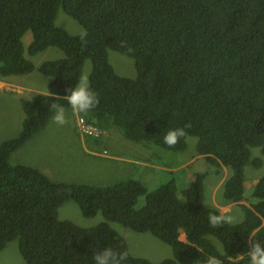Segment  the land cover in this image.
Returning <instances> with one entry per match:
<instances>
[{"label":"trees","instance_id":"16d2710c","mask_svg":"<svg viewBox=\"0 0 264 264\" xmlns=\"http://www.w3.org/2000/svg\"><path fill=\"white\" fill-rule=\"evenodd\" d=\"M60 8L84 27L86 42L57 24ZM28 32L33 39L26 48ZM49 47L63 56L39 65L26 56ZM109 51L132 57L137 75L118 74ZM88 60L100 102L83 113L87 121L103 130L112 123L133 141L176 152L196 136L198 154L218 170H232L223 204L246 200L248 162L264 166V0H0V77L39 71L52 78L50 93L21 99L22 130L0 145V252L18 240L25 264H94V251L105 247L127 251L125 264H203L209 256L250 264L241 255L252 239L264 243V173L249 204H241L244 219L212 227L209 214L222 213L205 203L203 172L149 190L137 177L103 186L58 182L11 161L52 118L53 104L70 108L63 97ZM173 128L186 134L169 147L163 137ZM253 147L262 156L255 158ZM67 200L105 220L85 227L61 218ZM112 222L151 232L173 247V257L135 256Z\"/></svg>","mask_w":264,"mask_h":264},{"label":"rangeland","instance_id":"374dc122","mask_svg":"<svg viewBox=\"0 0 264 264\" xmlns=\"http://www.w3.org/2000/svg\"><path fill=\"white\" fill-rule=\"evenodd\" d=\"M57 24L65 28L71 34L79 35L85 31L84 27L72 16L60 8ZM33 36L28 32L23 37L24 45L27 48ZM27 51V50H26ZM63 51L57 47H49L35 55L26 56L36 65L44 61L56 59L63 56ZM110 62L115 71L121 76L135 77L137 68L135 60L118 51H109ZM91 71V62L85 67L84 76L88 77ZM52 78L42 75L39 71L28 74H18L12 78H0V145L6 139L16 137L22 130L24 111L21 104V97H30L38 93H50ZM17 87V88H16ZM20 88V89H19ZM23 91L20 94L12 90ZM68 122L57 125L52 118L47 124L36 132L24 146L12 154L11 161L15 163H26L34 165L44 171L51 179L58 182L72 183H93L97 186L110 184L118 179L128 177L140 178L149 190H153L172 179L176 182L187 183L189 174L207 172L205 183V203L209 207L217 206L222 214H231L235 222H241L244 214L241 204H249L250 192L253 185L264 173V166L256 167L253 162L246 166V200L241 202H229L222 206L224 183L231 175L232 170L224 166L217 170L203 155L197 153L196 136H188L187 147L182 151L166 150L162 147H149L145 143L132 142L123 135L117 126L109 123L110 138L101 141L99 148L113 144L118 147L116 154L128 152L131 160H141L143 163L115 159L112 166L108 165L107 159L112 158L110 151L105 149L97 152L93 147H87L90 139L82 136L78 128L79 113H73L71 108H65ZM78 123V125H77ZM102 134V133H101ZM103 135V136H104ZM112 148V147H111ZM104 153V156L102 155ZM253 156H262L260 148H252ZM94 155H100L94 156ZM262 158H264L262 156ZM186 176V177H185ZM145 202L142 198L139 205ZM60 217L85 227L97 225L104 221L101 213L96 216L87 217L84 215L73 200L65 201L59 208ZM112 226L120 231L128 241L131 252L138 257H145L153 262H160L165 258L173 257V247L152 234L151 232H140L132 227L112 222ZM180 240H186V234L180 235ZM0 264H25V260L19 249V241L15 240L0 252ZM200 264V263H195Z\"/></svg>","mask_w":264,"mask_h":264},{"label":"clouds","instance_id":"9594fccd","mask_svg":"<svg viewBox=\"0 0 264 264\" xmlns=\"http://www.w3.org/2000/svg\"><path fill=\"white\" fill-rule=\"evenodd\" d=\"M79 36H80V39L82 42H86V37H87L86 31H82L79 34ZM31 72H34V71H31ZM31 72H22L21 74H28ZM15 75H17V74H15ZM15 75H10V76L8 75V76L0 77V78L9 79V78L14 77ZM42 75H44V74H42ZM66 91L68 94L65 95L63 97V99H65L67 101V104L70 106L71 111L73 113H79V116H81L83 113L84 114L88 113L90 110L94 109L100 102L98 94L91 88L89 81H88V77L86 75L82 76L77 81L75 87L67 89ZM22 98H24V97H21V99ZM51 107L54 109V115L52 118L53 122L56 123L57 125H60V126L65 125L68 122L67 116H66L67 110L65 109V107L63 105H60V104H53ZM84 114L81 117L86 118ZM77 125H78V123H77ZM78 128H79V125H78ZM101 131H102V134L100 136L102 137L106 130L101 129ZM81 134L85 135L82 132H81ZM185 134L186 133H185L184 128L169 129L163 137V142L165 144H167L169 147H174L179 142L180 138L185 136ZM151 147H153V146H151ZM197 153H198V151H197ZM199 155H201V154H199ZM94 156H96V155H94ZM203 156L205 157V155H203ZM101 157H103V156H101ZM103 158H105V157H103ZM206 160L209 162V160L207 158H206ZM223 167L224 166H222V168ZM227 168H229V167H227ZM217 170H218V167H217ZM203 173H207V172H203ZM207 174H205V175H207ZM231 174H232V172H231ZM69 183H72V182H69ZM82 183H84V182H82ZM88 184H91V183H88ZM259 202H260L259 200L255 199V198L253 199V203H259ZM223 205H225V204L222 203V206ZM208 221L212 227H220L223 224H233L235 222V217L233 215L227 214V213H225V214L210 213L208 216ZM182 233H185V232L181 231L180 235ZM180 235H179V239H180ZM186 240H187V238H186ZM241 256L248 257L250 264H264V243H261L260 241H256V240L252 239V241L250 243L249 251L246 254L241 255ZM127 257H128L127 251L118 252V251H115L111 247H105L103 249L95 250L93 253L94 264H125ZM203 264H221V262L217 257L209 256L203 262Z\"/></svg>","mask_w":264,"mask_h":264},{"label":"crops","instance_id":"0c3cea01","mask_svg":"<svg viewBox=\"0 0 264 264\" xmlns=\"http://www.w3.org/2000/svg\"><path fill=\"white\" fill-rule=\"evenodd\" d=\"M17 88V87H16ZM20 89V88H19ZM13 92H16V93H18V94H20L19 92H23V91H18V89L17 90H12ZM109 129L110 128H108L107 130L109 131ZM117 129L123 134V132L117 127ZM124 135V134H123ZM82 136H84V137H86V135H82ZM110 136H111V134H109V133H106L104 136H102L101 137V139L100 140H94V139H91L90 141H89V145L87 146V147H90V145L93 147L94 145H97V148L95 149L97 152H101V151H103L104 149H107V150H109L110 151V154H112V158L111 159H107V163H108V165H111L112 166V162L115 160V159H123V160H127V161H132L133 163L134 162H138V163H143L141 160H131V159H129L128 158V152L126 151V153H120L119 152V154H121V156H118L115 152H116V150H117V148L118 147H115L113 144H111V145H105V146H102V148H99V145H100V143H101V141H103V140H107V139H109L110 138ZM131 140V139H130ZM132 142H134L133 140H132ZM136 143H138V142H136ZM112 147V148H111ZM102 155L104 156V153L102 152ZM96 156H99V155H96ZM99 157H101V156H99ZM143 176V173H139V175H138V177L137 178H141ZM91 184H93V183H91Z\"/></svg>","mask_w":264,"mask_h":264},{"label":"built area","instance_id":"2783aa9c","mask_svg":"<svg viewBox=\"0 0 264 264\" xmlns=\"http://www.w3.org/2000/svg\"><path fill=\"white\" fill-rule=\"evenodd\" d=\"M79 130L84 133L85 135H94L100 136L102 131L96 125L89 123L86 118L80 117L79 118Z\"/></svg>","mask_w":264,"mask_h":264},{"label":"bare ground","instance_id":"6f19581e","mask_svg":"<svg viewBox=\"0 0 264 264\" xmlns=\"http://www.w3.org/2000/svg\"><path fill=\"white\" fill-rule=\"evenodd\" d=\"M105 150V149H104Z\"/></svg>","mask_w":264,"mask_h":264}]
</instances>
